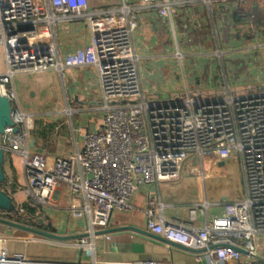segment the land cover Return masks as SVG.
I'll list each match as a JSON object with an SVG mask.
<instances>
[{
    "label": "built area",
    "instance_id": "built-area-1",
    "mask_svg": "<svg viewBox=\"0 0 264 264\" xmlns=\"http://www.w3.org/2000/svg\"><path fill=\"white\" fill-rule=\"evenodd\" d=\"M223 1L227 0H139L94 13L88 11L87 0H0V48L5 52L0 94L11 101L19 126L17 134L10 129L5 139L0 137V149L21 157L24 193L31 206H49L58 186L64 185L81 203L71 216L85 221L79 239L52 243L79 249L91 264H106L98 257L96 242L98 232L109 229L115 211L129 212L132 197L142 188L178 181L183 168H190L188 163L196 158L215 155L225 161L235 154L246 183L243 201L224 202L222 212L198 228L199 217L217 205L191 206L187 221L181 222L164 218L162 204L150 198L147 230L193 252L199 264H251L258 257L252 239L264 234V88L187 90L157 100L142 88L133 45L142 11L154 10L160 19L172 20L189 4L212 7ZM80 20L91 28L94 59L79 49L62 60L57 45L48 41L50 34L40 29ZM216 55L222 56V51ZM185 57L176 51L178 61ZM90 66L98 70L101 128L87 134L82 150L71 156L50 161L33 153L29 138L34 116L19 105L14 78ZM4 240L0 237V264H58L11 256L2 248Z\"/></svg>",
    "mask_w": 264,
    "mask_h": 264
},
{
    "label": "crops",
    "instance_id": "crops-1",
    "mask_svg": "<svg viewBox=\"0 0 264 264\" xmlns=\"http://www.w3.org/2000/svg\"><path fill=\"white\" fill-rule=\"evenodd\" d=\"M91 12L117 10L124 3L139 0H87ZM139 27L133 45L139 56V74L143 90L157 100H167L187 90L219 92L225 89L264 88V0H227L207 7L189 4L178 9L172 20H162L154 10L139 14ZM82 21V20H80ZM59 22L51 30L49 42L57 45L61 59L83 49L94 59L91 28L84 20ZM61 25V26H60ZM60 26V27H59ZM4 56L5 52L0 48ZM177 50L186 57L175 58ZM217 50L222 56H217ZM1 72L0 74L4 73ZM53 74L50 82L45 75ZM13 88L18 103L34 116L29 146L35 154L50 161L68 157L82 150L84 138L101 128L104 113L101 106L96 66L71 68L60 73L50 70L41 74H21L14 78ZM23 103V106L20 103ZM25 108V109H24ZM181 178L169 184L142 188L131 199L129 212L115 211L111 231L96 242L98 257L106 264H199L196 254L174 246L147 230L146 207L150 198L162 204V215L168 220L187 221L189 207L209 203L217 205L209 214L200 216L196 226L222 212L224 202H239L246 197V183L240 159L235 154L222 161L215 155L189 162ZM8 184L4 189L14 198L19 215L0 212V219L59 237L77 240L85 221L74 219L71 210L80 206L64 185H59L47 207H37L33 216L20 213L29 205L25 197V175L22 159L8 154L5 164ZM192 170V172H191ZM2 248L11 256H26L58 264H91V259L69 246L52 243L51 238L0 223ZM252 243L258 257L251 264H264V234H256ZM206 256L205 263L209 260ZM229 264H237L230 262Z\"/></svg>",
    "mask_w": 264,
    "mask_h": 264
},
{
    "label": "water",
    "instance_id": "water-1",
    "mask_svg": "<svg viewBox=\"0 0 264 264\" xmlns=\"http://www.w3.org/2000/svg\"><path fill=\"white\" fill-rule=\"evenodd\" d=\"M10 129L15 134L19 132V126L17 125V122H16V113H15V110L13 108L11 101L7 97L0 94V137H2V139H5L7 131H9ZM7 156L8 155L6 151L4 149H0V212L19 215V210L17 208V205L14 201L13 196H11L4 189V186L8 184V177L6 175L5 168H4L6 161H7ZM0 223L13 227V228L23 230V231L38 233L39 235L51 238L54 241L65 242V241L74 239V238H68V237H59V236H55V235L44 233V232H37L28 227L15 224V223H11V222H7L1 219H0ZM110 232L111 231H100L98 232V234L102 235V234L110 233ZM80 237L81 236H78L77 239H79ZM82 254L83 253L81 251V256ZM242 254L246 255V252L242 251Z\"/></svg>",
    "mask_w": 264,
    "mask_h": 264
},
{
    "label": "rangeland",
    "instance_id": "rangeland-1",
    "mask_svg": "<svg viewBox=\"0 0 264 264\" xmlns=\"http://www.w3.org/2000/svg\"><path fill=\"white\" fill-rule=\"evenodd\" d=\"M91 9L92 8H90V9L88 8V11H91ZM84 24H85L84 20L79 22L80 29H82L83 32H84ZM0 71L1 72L5 71V68H4V56H3V52H2L1 49H0ZM53 77H54L53 74L51 75L50 73H48V75H45V77H44L46 79V81H44V82H47V83L50 82ZM19 101H20V103H22L20 98H19ZM21 105L23 106V103Z\"/></svg>",
    "mask_w": 264,
    "mask_h": 264
},
{
    "label": "trees",
    "instance_id": "trees-1",
    "mask_svg": "<svg viewBox=\"0 0 264 264\" xmlns=\"http://www.w3.org/2000/svg\"><path fill=\"white\" fill-rule=\"evenodd\" d=\"M23 209L27 213L28 216H33L37 211V207H33L30 204L25 205Z\"/></svg>",
    "mask_w": 264,
    "mask_h": 264
}]
</instances>
